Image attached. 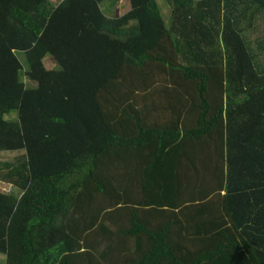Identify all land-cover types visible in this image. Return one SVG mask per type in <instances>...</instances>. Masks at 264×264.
Segmentation results:
<instances>
[{"label":"trees","instance_id":"trees-1","mask_svg":"<svg viewBox=\"0 0 264 264\" xmlns=\"http://www.w3.org/2000/svg\"><path fill=\"white\" fill-rule=\"evenodd\" d=\"M164 4L0 0V264H264V0Z\"/></svg>","mask_w":264,"mask_h":264},{"label":"rangeland","instance_id":"rangeland-1","mask_svg":"<svg viewBox=\"0 0 264 264\" xmlns=\"http://www.w3.org/2000/svg\"><path fill=\"white\" fill-rule=\"evenodd\" d=\"M60 1L61 0H50V2L54 5H57ZM157 2L159 4L160 8H162V12L164 13V15H167L168 10H167L166 5L164 4V0H157ZM127 9H128V3L127 2H117L115 4H110V3L105 2L102 4L103 12L105 13V15H107L109 17H119L123 13H125ZM246 36L248 37V40L251 42L252 48L255 49V51H257L255 46H254L255 41L257 39L260 40V39L264 38V24L259 23L258 28L249 31L246 34ZM16 55L18 56L19 60L22 61V59H23L22 55H20V54H16ZM262 56H264V52L258 55V59L263 60V62H264V59ZM43 64L47 69H54L55 68L54 62L49 57L44 58ZM56 69H57V67H56ZM164 81H163V84H165ZM24 82H25L26 86H29V87H32L35 85V84H32L30 81H28L26 78H24ZM161 86H163V85H161ZM20 155H21V152H2V153H0L1 159H13L14 157L20 156ZM0 192L14 193V191L11 189V186L9 184L1 183V182H0ZM0 259H2V257H0Z\"/></svg>","mask_w":264,"mask_h":264}]
</instances>
